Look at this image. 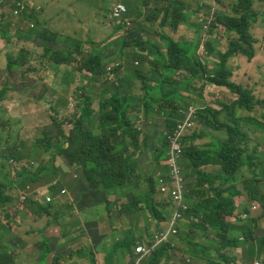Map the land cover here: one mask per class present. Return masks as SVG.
<instances>
[{"label": "trees", "instance_id": "1", "mask_svg": "<svg viewBox=\"0 0 264 264\" xmlns=\"http://www.w3.org/2000/svg\"><path fill=\"white\" fill-rule=\"evenodd\" d=\"M153 1L166 2L167 7L153 10L148 17L136 13L130 23H126L127 17H125L126 19L122 18L118 26L116 24L113 26L115 27L113 30L124 31V34L117 36L118 47H115V41L111 45L127 66H125L126 74L123 78L118 79L116 84L111 83L102 91L105 97L112 94L110 108L104 111L100 107L97 115L88 97L87 103L80 105V116L74 118L73 127L68 135H65L66 133L64 134L62 130H59L57 135L45 130L37 133L35 135L37 141L29 145V148L19 152L11 150V156L4 158L0 166V179L2 169L7 168L5 164L8 160L12 161L10 166L29 168L21 172L23 177L19 178L20 181L32 176V172L36 171L34 164L41 165L39 172L45 174L43 178H38L39 180L55 181L63 173L61 167L56 164L61 157L69 166L81 170L80 179L75 180V188L80 189V197L83 198L82 202L75 207L72 206L75 200H79L75 189H72L69 202L70 216L77 210L86 213L87 209L89 213L86 214V219L89 222L98 217L107 219L110 222L109 232L115 225L111 216V205L106 202L90 203L88 197L93 195L97 198L104 196L106 192L123 190L124 196H120L115 201L116 213L118 222L124 219L129 220V230L126 231L123 242H114L116 248L109 251L108 256L118 249H124L133 260L135 259L137 244L150 235L148 227L142 231L143 235L139 240L135 238L134 229L137 225L134 224L139 223V216L142 214L139 205L143 198L147 201L150 196H153L155 202L153 214L150 209L146 211L150 218L157 219L159 223L170 218L174 210L171 207L173 200L188 206L179 225L180 229L185 226L187 232H181L176 238L174 242L176 249L183 250L187 252V255L199 260H210L213 264H222L220 261L224 264H238L237 255L240 256V264H254V257L263 259L264 264V235L260 236L257 233L258 222L264 220V193L259 182L260 176L264 178V171L251 170L259 152L257 148L249 151V142L253 141L252 135L257 132V129L250 128L249 125L256 124L258 128L264 127V108L260 110V116L257 115L256 110L258 106L264 107V96L260 94L258 97L260 101H257L253 88L240 82L239 72L241 64L249 63L256 58L258 52L260 38L257 37L256 25H253L258 15L253 7L255 0H233L230 3L231 14L218 15V19H222L221 22L227 30L235 31L239 36L236 40H229L225 52L218 51L217 46L223 45L219 37H214L215 43L212 41L207 43L196 35L193 37L194 41L182 42L175 41L172 39L174 37H168V34L153 35L155 39L152 38L149 30L154 28L157 31L166 23L169 30H174L180 23H185L191 28L194 26L190 23L193 13L187 10L185 4H180L179 7L184 14V19L183 15L175 9V1ZM143 21H147L148 25L143 24ZM39 35L45 37V33ZM45 39L49 41L48 38L45 37ZM72 43L71 48L74 51L69 49L67 52L62 51L64 44L60 42L59 51H55L54 59L49 61L51 66L47 69L61 65H66L65 69H67L64 73L56 75L54 87L61 84L69 86L77 84L83 73H91L93 79L90 82L98 83L105 72L107 60H104L105 57L103 58L101 54L91 52L88 62L79 61L78 67L75 68V65L72 66V59L77 60L75 57L77 53L81 55V44L76 45L75 40H72ZM129 46H131L130 49ZM234 58H236L233 60L234 67L230 69L228 64ZM17 61L19 62V57ZM135 61L140 63L141 68L134 66ZM67 66L72 68L68 69ZM117 72L118 68H115L114 73ZM119 75V73L116 74V78ZM133 80H139L144 90L142 96L136 97L131 94ZM3 81V86H0V97L7 90L17 86L16 80L11 79L10 74H7ZM31 83L37 84L38 80H32ZM215 86L227 88L235 95L234 101L229 105L224 104L221 108L209 107L210 92L206 93L205 90L215 89ZM47 92L48 90L44 92V95ZM78 102L81 103L80 97ZM190 107L195 109L193 115H196L200 132L197 133L198 127L191 136L181 141L185 146L181 166V173L185 178V194L182 193L179 199H175L172 194L173 200L171 204H168L169 185L172 184L173 190L176 188L175 180L172 178L173 168L167 163L169 140L161 132L158 133V139H155L154 130L143 133L138 131L135 129V122L142 119L147 129L155 125L163 114L167 117L166 125L170 131L178 123L185 122V115L189 113ZM86 120L87 123L89 122L90 130L84 127ZM148 120L153 124L145 126ZM2 121H5L2 126L4 128L5 125L8 126L11 119L3 118ZM95 121L101 125L100 131L106 127L97 136L92 128ZM246 122L250 123L249 128L243 130L242 125ZM7 131L11 137L14 126L11 125ZM205 136L211 139V142L198 144L197 141ZM212 149H215V152H211ZM47 153L49 160L45 161ZM145 153H148V159L140 162V157L145 156ZM205 165L219 167L222 177L207 174L202 170ZM245 167L251 171L250 174L242 172ZM217 179H222L221 188H216L219 192H223L222 189L226 185H235L238 182L243 184L247 198L240 201L243 207L242 212H245L240 215V227L231 225L230 220L236 210L235 198L233 196L216 198L208 194L206 186L212 185ZM2 180L5 184L9 183L14 187L15 182H10L7 178ZM18 182L17 180L16 183ZM57 186L60 189L64 187L62 180L57 181ZM7 193L0 181V208L11 202L8 201L11 197ZM169 206L171 210L167 211ZM257 206L260 207V212L257 211ZM38 209L39 212L51 216L49 218L52 221L64 216L63 213L53 211L54 205H42L38 206ZM253 211H257V214ZM71 226L73 224L66 222L61 225V230L67 231V228ZM94 227H96L95 224L90 223L91 233L97 238L95 247L101 251L102 246L99 242L105 236H99L97 231H93ZM1 230L6 231L7 228L0 225ZM0 241H3L2 234H0ZM167 246L158 248L150 256V264H166L163 261L164 258L167 261L178 259L166 250ZM58 248L61 249V254L63 251L66 252L61 246ZM45 250L46 254L52 252L49 248ZM208 251L211 253L207 254ZM71 253V250L68 251L69 255H72ZM5 254L0 243V259ZM83 255L92 258V252L83 253ZM181 263L185 264L183 261ZM53 264H59V260L54 258ZM105 264H111V262L105 260ZM143 264L149 263L145 261Z\"/></svg>", "mask_w": 264, "mask_h": 264}, {"label": "rangeland", "instance_id": "2", "mask_svg": "<svg viewBox=\"0 0 264 264\" xmlns=\"http://www.w3.org/2000/svg\"><path fill=\"white\" fill-rule=\"evenodd\" d=\"M199 0H194L193 5L195 6ZM233 0H220V9L218 11V15L220 13L226 12V15L231 14L230 11V3ZM4 0H0V19H2V13L3 9L1 7ZM156 2V1H155ZM93 8L98 7V2H93ZM102 6V11L104 14L101 17L100 26L103 29V32L101 33V37H87V33L83 30L80 32V28L78 27L77 23H59V22H51V27L49 31V38H57V40L64 44V49L62 51H74L71 46L73 45L72 40L76 41V45L80 42L81 44V55H84V57H81L80 53L75 54V57L77 60L72 59V66L75 65V68L78 67V62L84 60V62H88L89 59V53H95V54H101L104 60H107V65L105 66V72L100 78L101 80L98 81V83L93 84L90 82L91 79H93V75L91 73H83L80 75V80L77 84H72L69 87V95H65L64 93H61V97L64 96L67 99V104H62V100L58 96H52L50 99L45 100L46 95H44V92L49 89L53 85L54 82V72L48 71L45 73L43 78H41L37 84H30L28 83L25 87H15L12 90H7L6 93L1 96L2 99H0L2 102H0V144L2 146L0 147V166L4 162V158H8L11 156L10 151L13 152H19L24 148H29V145L33 144L37 141V137L35 135L42 131H51L53 135H57L59 130H62L65 135H68L73 127V121L76 116H80L79 113L81 109H79L81 104L87 103L88 97H90L89 101L91 103V107L95 110L96 114L98 115L100 107L107 111L110 106L109 102L112 99V94L110 93L108 96L102 95V91H104V88L111 85V83H115L118 79H122L123 75L126 74L124 72L125 66L127 64L124 62L123 59L119 58L118 54L116 53V50L113 47V50L110 53H107L105 51L104 44H107L106 37L108 36V27L110 29L112 26L115 25L113 21H111L109 15V10L106 11V9L103 8L105 2H100ZM260 9L264 10V5L258 6ZM108 8V7H107ZM154 9V8H150ZM150 9L147 10L143 16L148 17L150 14ZM131 16H135L134 13H132ZM258 16V15H257ZM114 17H116L114 15ZM125 18V17H124ZM9 19V18H5ZM126 19V18H125ZM4 21V20H3ZM131 22V21H130ZM143 24H147V21H143ZM118 26V25H116ZM131 27V25L129 26ZM200 31V29H198ZM5 31L3 28L0 29L1 32ZM111 31V35H114L115 33ZM121 32L124 34V31L121 30ZM148 32V31H147ZM155 29L152 28L149 30V34L152 35V38L155 39ZM215 32V30H212L210 35ZM146 33V32H145ZM147 34V33H146ZM214 37H219L221 41L223 42V45L217 46L221 50H225L227 47V39L222 34V30H219L215 33L213 36V41L215 43ZM260 43L258 46V52L256 58H253L249 63H242L239 72L240 74H244L241 81L243 84L252 87L254 91V95L257 101L259 100V95L261 94L264 96V29H260L259 33ZM177 39V38H176ZM115 41V47H118L119 41H117V37L114 40ZM85 43V44H84ZM56 48V47H55ZM131 46H129V49ZM59 51V48L57 49ZM70 55V54H68ZM230 60V63L228 66L230 69L234 67L233 60ZM46 62H49L48 58H45ZM123 62V66H121ZM5 63L6 58L3 56L2 59H0V86H3V80H5V76L8 73L5 70ZM50 63V62H49ZM134 66L136 68H141L140 63L138 61H135ZM72 66H67L68 69H71ZM66 65H61L60 69L65 68ZM118 68V72L116 74H120L119 77L116 78V74L114 73V69ZM245 69V71L243 70ZM143 73V72H142ZM11 75V79L13 78V75ZM238 80V79H236ZM259 84V86H258ZM45 86V87H44ZM62 88H66L67 86L64 84H61ZM56 88H59L58 86ZM131 94L133 96H142L144 94V90L141 87V84L139 80H133V85L131 87ZM212 91V92H211ZM206 93L210 92V98H208V105L209 107L216 106V107H224V104L229 105L232 101H234L235 95L231 93L227 88L224 86H216V90L206 89ZM214 92V93H213ZM0 97V98H1ZM78 97L81 98V103L78 102ZM105 97V98H104ZM42 99H44L42 101ZM34 100L32 103H29L28 101ZM56 101V103H55ZM205 104V103H203ZM33 105V106H32ZM21 106V109L18 110L17 107ZM32 106V108H31ZM41 108V109H37ZM263 106H258L256 108L257 115H259L260 110L263 109ZM37 109V110H34ZM256 112V111H255ZM3 118H9L11 119V122L3 128V124L5 121H2ZM255 119H259L257 116H253ZM89 121V119H87ZM84 125L85 128L90 130L89 122ZM136 121V120H135ZM167 117H165L163 114L160 118L156 121L155 125L148 127L147 129L144 127V121L142 119H139L135 122V129L138 131H141L142 133L144 131L154 130V138L158 139V133L160 132L164 135L165 131L168 130L166 125ZM153 124L151 121L148 120V122L145 124V126H150ZM229 124H232L229 122ZM250 123L246 122L242 125L243 130H248V125ZM11 125H13L15 128V131L13 132L12 136H9V133L7 131V128H9ZM250 128L257 129L256 133L252 135L253 141L250 140L249 142V151H253L255 148H257L258 158L254 160V163L251 166V170L255 172L264 171V127H259L256 124H250ZM199 125L197 123L196 129H198ZM92 128L96 131L94 134L97 136L99 135L104 129H101V125L98 124V122H93ZM146 129V130H145ZM195 129V130H196ZM107 132V131H106ZM200 132V127L197 130V133ZM192 130H190L189 126L184 131V134H192ZM205 142H211V139L207 138L206 136L201 139V143ZM212 147V146H211ZM210 147V148H211ZM155 148V146H154ZM211 152H215V149H212ZM145 156L140 157V162L145 161L148 159V153H145ZM45 161L49 160L48 153L45 156ZM43 158V157H42ZM41 158V159H42ZM40 159V160H41ZM11 161L6 162V169H2V175H1V183L5 186V192H8L7 195L11 197V201L6 206H9L10 209L3 206L0 208V225H3L7 228V230H1L0 234L3 235V241H0L3 253H6L4 257H1L0 264H5L7 262L15 264H35L31 262L32 259V253L31 249L35 245L40 244V236L36 233V230L41 229L45 225V218L44 215L39 212V209L34 207L33 205H30L29 203V194L30 191L26 192H19L17 191V187H21L23 180L20 181L23 177V172L26 167H13L11 165ZM56 164L61 167V169L65 171L71 172L72 178L67 177L66 182L69 186L74 188L79 200H75L72 204V206H76L79 202H82L80 189H77L76 186V179H80L81 170L69 166L68 163L65 160H62L61 157L57 160ZM41 165L34 164V168L36 169L35 172H32V176L35 177V179L43 178L45 176L44 173H40L39 170L41 169ZM206 173L213 176L221 175V170L218 167L216 170L215 167H212L210 165L205 166ZM29 168H26V170ZM243 173L250 174L251 171L248 170V167H245L244 170H242ZM20 173V176H19ZM260 175V174H259ZM21 177V178H20ZM2 178H7L10 182H15L14 187L13 185L5 184ZM20 178V179H19ZM19 181L16 183V181ZM259 182L261 185V188L264 193V178L262 176L259 177ZM222 179H217L212 185L206 186L207 190L209 191L208 194L212 197L220 198V197H229L233 196L235 198V195L237 193L242 194L239 199H234L236 210L235 213L240 210V214L242 212V208L240 205V201H243L245 198H247V193L243 188V184L238 182L235 185H226L223 187L222 191L219 192L216 190V188H221ZM35 184L32 183H26L21 188L22 190L26 186H30L31 190H33ZM13 189H10L12 188ZM213 187V188H212ZM84 188H86L84 186ZM210 189V190H209ZM21 190V191H22ZM67 190V189H66ZM124 191H116L111 193H105L102 197L94 198V196L88 197L90 199V203L94 202H106L107 204L111 205V216L113 217V220L115 222L114 228L111 232H109V225L110 222L106 219V221H100V223H94L95 226H97V232H101L105 234V237L102 238L99 242V245L102 246V250L100 251L99 248H96V237L92 235L91 228L88 225H84L82 230H85V235L87 237H91L93 241V248H88L86 254H90L92 252V258L88 255L82 259H80L78 264H105V260H109L111 264H143L145 261L150 264V256L161 247H164V245H168L166 247V250L169 253H176L179 256V259H175L172 261H167L166 258H164V262L166 264H182L183 261L185 264H213L210 260H199L196 257H191L187 255V252L183 250H178L174 247V242L176 240L177 235H179L181 232H187L185 226H182L181 230H177V233H172L170 236L166 233V241L158 242L156 244V236L159 235L161 232H167L170 229L171 226V220L164 221L163 223H159L156 220L149 217L146 210L150 209L153 214V207H154V199L153 196H150L149 200L142 199L139 207L141 208L142 214L139 216V223H135L134 225H137V228L134 229V234L136 240H139L143 233V230H146L149 227L150 235L149 237L143 238V241L140 243L145 244L146 246L151 248V252L147 254L146 256L139 257L137 259H132L126 250L124 249H118L109 256L107 255L109 251L114 250L116 247V243L114 242H123L125 239V233L129 229V220L124 219L121 222H118L117 213H116V206L115 201L124 195ZM123 195V196H122ZM164 196V195H163ZM65 198V197H63ZM165 199V198H163ZM168 200V199H167ZM152 203V205H150ZM71 207V206H70ZM69 207V208H70ZM258 212H260V207L257 206ZM68 210V209H66ZM170 206L167 208V211H170ZM86 214L89 212L87 209L85 210ZM257 211H253L254 214H257ZM234 213V214H235ZM7 214V215H6ZM233 214V215H234ZM232 217H230V220ZM78 221L77 214L75 215V220L73 223H76ZM92 223V221H91ZM77 224V223H76ZM75 224V225H76ZM248 224V222H246ZM149 225V226H148ZM257 233L261 236L264 235V220L258 222L257 224ZM55 230H59L57 227H52ZM52 230L53 233L47 232L48 236L51 237L50 239V247L49 244L45 246V249L49 248V251H52L50 254V258L47 264H53V259L56 258L59 260V264H66V261L64 260V256L67 255L66 252L63 251V254H61V249L57 246V241L59 240V234L58 231ZM84 238V237H83ZM44 241L48 242V239L44 238ZM42 243V242H41ZM23 246V251H18V246ZM25 248V249H24ZM211 252H207V254H210ZM63 255L62 257H60ZM38 257V256H37ZM261 257V256H260ZM35 259V258H34ZM263 260V259H262ZM260 258L254 257V264H263ZM222 264H224L223 261H220ZM71 264V263H68ZM238 264H240V256L238 258Z\"/></svg>", "mask_w": 264, "mask_h": 264}, {"label": "crops", "instance_id": "3", "mask_svg": "<svg viewBox=\"0 0 264 264\" xmlns=\"http://www.w3.org/2000/svg\"><path fill=\"white\" fill-rule=\"evenodd\" d=\"M98 2V7L93 8V2ZM175 1L174 7L177 9L179 12L181 11V14L184 17V14L182 10L179 9L180 4H185L187 10L189 12H192L193 17L190 20V23L194 21L196 11H200L203 8V4L208 2V0H199L195 6L193 5L194 0H173ZM100 2H105L103 8L109 10V17L110 19L117 25L120 24V21L122 18L127 17L126 23H130V21L133 19L132 13L134 14H144L147 10L150 8V14L151 15L152 11L157 9H165L167 7L166 2H155L153 0H31V5L30 8L26 11L30 10H38L41 12V17L43 20L47 21L48 23H51L52 21L54 22H62V23H72L75 22L77 23L78 27L80 28L81 31H85L87 33V37H101V33L103 32V29L100 26L101 22V17L104 14L102 11V6L99 4ZM117 4H122L126 7L127 12L122 14L119 19H112L111 18V12L114 8L115 5ZM112 5V6H111ZM259 5H264V0H255L254 2V10L258 12V16L256 18V21L254 22L253 25H256L257 27V37L259 39V33L260 29H264V10L260 9L258 6ZM108 7V8H107ZM25 12V13H26ZM185 19V17H184ZM115 27L112 26V32L115 33L114 35H111V29L108 27V36L106 37L107 39V44H104L103 46L106 48L107 53H110L113 50V47H111V43L118 35H121L122 32L121 30H113ZM163 31L165 34L170 35L171 37L173 36L174 39L176 40H181L184 38L191 39L194 37V30L193 28L186 26L185 23L183 25L178 26L174 31H170L167 27L163 28ZM15 33V31H13ZM32 44L27 43L22 36H14L12 39V44L9 47H6L5 43L0 40V59L5 57H12L14 58L15 61L18 60V57H21L22 62H16L15 66V72L14 74L16 75L13 79L16 80L17 86L23 88L25 87L28 83L32 84L31 81L37 79L38 81L43 78L45 74H37L34 71L35 68V62L33 61L32 56V50H31ZM2 69L0 68V71ZM245 71V69H243ZM67 69L62 68V69H57L54 72V75L56 77L57 74H60L61 72H65ZM241 73V71H240ZM244 74H240V79H242ZM55 83V78L53 85L49 87L48 92L46 94L45 100L50 99L52 96H58L62 100V104H67V99L64 96L63 98L61 97V93H64L65 95L69 94V85H66L67 87L64 89L60 86L59 88L54 87ZM93 84H95V81H92ZM34 85V84H33ZM72 85V84H71ZM44 99H42L43 101ZM34 100L28 101L29 103H32ZM56 103V101H55ZM33 106V105H32ZM31 106V108H32ZM18 110L21 109V106L17 107ZM33 109V108H32ZM41 109V108H37ZM34 109V110H37ZM14 127V131H15ZM202 139V138H201ZM198 144H208L210 142H205L201 143L200 141H197ZM211 166V165H210ZM214 167V166H212ZM216 170L218 167H215ZM206 169V168H204ZM63 173L56 179L55 181H60L62 180L63 184L65 185L64 189H67L70 193V196L72 195V188L69 187V185L66 182V178L71 176V172L63 170ZM206 171V170H205ZM35 186H45V184H36ZM236 199L240 198V193H237L235 195ZM57 200H60V203L56 205L55 209L53 211L55 212H60L63 213L64 216H61L59 219L52 221L51 216L44 215L45 218V225L41 227V229L36 230V233L39 234L40 238V244L35 245L31 249L32 253V259L31 262L35 264H47L50 258V254L45 253V246L49 244L50 247V236H48V231L53 233L52 230H55L52 227H57L59 230V240L57 243V246H61L62 249H65L67 255L64 258L63 261L69 262L71 264H78L80 259L86 257L83 255H80V253H76L77 250H80L81 248L85 246H93L92 240L84 236L85 230L80 229L82 226L87 224L88 219H86V213L85 212H79L78 210L72 213L73 215L70 216L69 212V202L67 198H59L56 197ZM6 208L10 209L9 206ZM68 209V210H66ZM244 212V211H243ZM241 212V213H243ZM84 213V214H81ZM245 213V212H244ZM77 214V219L78 221L76 223H73L75 220V215ZM240 210L234 214V216L231 219V225L235 227H240ZM245 217L247 218V215L244 214ZM250 216L253 217V215L250 213ZM73 220V221H71ZM98 223L100 221H106V219L98 217L97 219ZM70 222L73 224V226L67 228V231H62L61 230V225ZM76 224V225H75ZM85 227V226H84ZM44 237L49 238L47 243L44 241ZM84 237V239H83ZM42 242V243H41ZM25 249V248H24ZM72 251V255L68 254V251ZM18 251L22 252L23 251V246L19 245L18 246ZM174 256H176L179 259V256L176 253H173ZM38 256V257H37ZM239 258V256L237 255ZM35 258V259H34Z\"/></svg>", "mask_w": 264, "mask_h": 264}, {"label": "clouds", "instance_id": "4", "mask_svg": "<svg viewBox=\"0 0 264 264\" xmlns=\"http://www.w3.org/2000/svg\"><path fill=\"white\" fill-rule=\"evenodd\" d=\"M30 5H31V0H4V2L1 5V7L4 11L2 13V19H0V29L3 28L5 31L1 32L0 40L3 41V43H5L6 47H9L12 44V39L14 38V36H18V37L22 36L27 43L32 44V46H31L32 56L31 57L33 58V61L35 62V65H36L34 68V70H35L34 72L37 74H45L48 71H55V70L60 68V66H59V67H52L51 69H47V67L51 66V64L49 62L45 61V58H48L49 61H52L54 59L53 53H55V51H57V49L59 48L60 42L57 40V38H54L55 40L53 38H49L48 35H49L51 23H48L47 21L42 19L40 11L30 10V11L26 12L30 8ZM118 6H120L123 9V11H121L118 16L114 17V9L117 8ZM220 7H221V5L219 3V0H208V2L203 4V8L200 11H196L194 21H192L191 23L194 25L193 26L194 35L203 38L204 41L207 43H209L210 41H212L214 43L213 36L215 35V33L220 28V30H222V34L227 39V47L225 50H221L218 47L217 48H218V51L225 52L228 48L229 40L230 39L236 40V39H238L239 36L235 31H228L227 27L221 22L222 19H218V11H219ZM126 12H127V9L124 5L117 4L114 6V8L111 12V18L120 20V16ZM180 13H181V11H180ZM223 14H226V12H223ZM5 18H9V19H5ZM58 22L62 23L60 21H58ZM180 25H183V23H180L178 26H180ZM178 26L176 28H178ZM164 27H167L168 29H170L168 26V23H166V24L160 26L159 29L155 32V34L159 35V36L160 35L166 36L167 34H165L163 31ZM198 29H200V31ZM174 30L171 29L170 31H174ZM212 30H215V32H213L210 35ZM13 31H15V33H13ZM40 33H43V34L45 33V37L48 38L49 41H47L45 39V37H41L39 35ZM168 37H171V36L168 35ZM172 39H174V38H172ZM174 40L180 41V42L185 41V40L194 41L193 38H191V39L184 38L181 40L174 39ZM105 51L107 52L106 49H105ZM5 58H6L5 70L8 73L12 74L13 78H14L16 76L14 74V72H15V66H16L17 61L14 60L12 55H10V57H5ZM20 62H22L21 57H19V63ZM211 90H216V86H215V89H211ZM190 109H191V107L189 108V111H190ZM188 115H189V113L187 115H185L186 119L188 118ZM180 124H182V123H178L174 129H172L170 131L169 130L166 131L164 133L166 138H167V134L172 132L173 130H175L178 127V125H180ZM196 127H197V121H196V115H194L190 119L189 128L194 133ZM192 134H184L181 141H183L187 136H191ZM184 148H185V146L183 145V153H182V156L178 162L180 170H181V166H182ZM169 152H170V148L168 150V153ZM205 166L202 167L203 171H205L204 170ZM71 176H73V175L71 174ZM181 176H182V173H181ZM182 179H183V193L185 194V178H184V176H182ZM23 182L24 183H22L21 187L26 183H32L35 185L36 184H45V186H35L34 185L33 190H31L30 186H26L23 190L21 187H19V186L17 187V191H19V192L30 191L29 203H30V205H33L35 208L36 207L38 208V206H42V205H44V206L54 205V207H56V205L60 203V200H57L56 197H59V198L65 197L68 200H70V198H71L69 191L64 189L65 185L62 189H60L57 186V181H54L52 179H50V180H47V179L39 180V179H34V177H28L25 180H23ZM69 187L72 188L71 186H69ZM171 200H173L172 196H170V198L168 199V201H167L168 204H171ZM5 207H7V206H5ZM171 207L174 210H173V212H172V214L168 220L172 221L175 213L177 212V210H179L182 218L179 222H177L176 228H177V230H181L179 225L183 219V215H184L185 211L188 209V206L186 204H182L180 201L173 200ZM183 207H185V208H183ZM42 214L45 215V213H42ZM87 222L88 223L85 225L90 226L91 222H89V221H87ZM92 223H98V222H97V220H92ZM97 228H98L97 226L94 227L93 231H96ZM109 229H110V225H109ZM98 235L99 236H102V235L105 236V234H103L101 232H99ZM178 236L179 235H177L175 237H178ZM43 238H46V237L43 236ZM89 238L92 240L91 237H89ZM47 239H49V238H47ZM50 239H51V237H50ZM143 245L146 246L143 243L137 244V246L135 248V259L142 257V255L137 254L136 249L138 246H143ZM89 247H90V249L93 248L92 245L91 246H85V247L81 248L80 250H77L76 253L77 254L78 253H80V254L86 253Z\"/></svg>", "mask_w": 264, "mask_h": 264}, {"label": "built area", "instance_id": "5", "mask_svg": "<svg viewBox=\"0 0 264 264\" xmlns=\"http://www.w3.org/2000/svg\"><path fill=\"white\" fill-rule=\"evenodd\" d=\"M121 11H123V9L120 6H118L117 8L114 9V15L118 16ZM194 112H195V109L191 108L186 121L178 125V127L175 130L167 134V138L170 143L169 159L167 163L171 165L173 168L172 178L175 180V186H176V188L173 190L172 184H170L169 192H170V196H172L173 194L175 199H179V196L183 193V179H182L181 170L178 164L179 159L181 158L182 153H183V144L181 143V140L184 136L185 129L187 128V126H190V119L194 116L193 115ZM181 218H182L181 213L179 210H177L171 222L170 229L167 232H161L159 235L156 236L155 238L156 244H158V242L166 241L167 239L166 233L169 236L172 233L174 234L177 233L176 224L177 222L181 220ZM136 252L137 254L142 255L143 257L151 252V248L148 246H144V245L138 246L136 249Z\"/></svg>", "mask_w": 264, "mask_h": 264}]
</instances>
